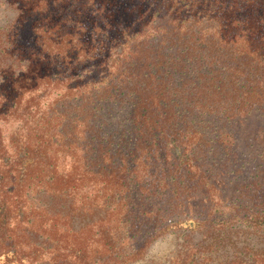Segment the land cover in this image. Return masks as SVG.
<instances>
[{"label":"trees","instance_id":"1","mask_svg":"<svg viewBox=\"0 0 264 264\" xmlns=\"http://www.w3.org/2000/svg\"><path fill=\"white\" fill-rule=\"evenodd\" d=\"M240 145L264 0H0V264H264Z\"/></svg>","mask_w":264,"mask_h":264},{"label":"rangeland","instance_id":"2","mask_svg":"<svg viewBox=\"0 0 264 264\" xmlns=\"http://www.w3.org/2000/svg\"><path fill=\"white\" fill-rule=\"evenodd\" d=\"M251 120L250 127L253 126ZM254 149V150H253ZM256 150L260 149L255 146L253 148L240 145L238 147L239 156L231 162V173L228 175L240 179H250L253 175H264V161L256 157ZM251 151V152H250ZM173 248V237L168 236L165 240L157 242L150 250L148 261L160 260L164 261L168 253ZM142 264V262L134 263Z\"/></svg>","mask_w":264,"mask_h":264}]
</instances>
